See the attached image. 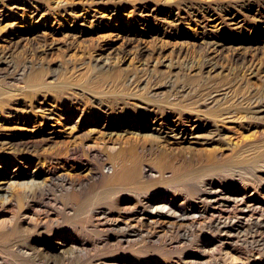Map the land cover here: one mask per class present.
Here are the masks:
<instances>
[{
	"label": "rangeland",
	"instance_id": "1",
	"mask_svg": "<svg viewBox=\"0 0 264 264\" xmlns=\"http://www.w3.org/2000/svg\"><path fill=\"white\" fill-rule=\"evenodd\" d=\"M128 145L147 190L111 204ZM159 151L264 152V0H0V230L44 233L0 264H264V157L181 189Z\"/></svg>",
	"mask_w": 264,
	"mask_h": 264
},
{
	"label": "bare ground",
	"instance_id": "2",
	"mask_svg": "<svg viewBox=\"0 0 264 264\" xmlns=\"http://www.w3.org/2000/svg\"><path fill=\"white\" fill-rule=\"evenodd\" d=\"M39 77L38 73L37 74H33L30 79L29 82L31 83V85H34V81L37 80ZM33 83V84H32ZM38 83V82H37ZM57 92V91H56ZM34 93V92H33ZM32 95V94H31ZM256 100V99H255ZM167 136V135H165ZM172 138V142H182V137L178 134H171ZM24 138V137H23ZM33 138V137H32ZM40 140V139H39ZM35 141V140H34ZM39 142V141H38ZM20 143V142H19ZM19 143L18 140H16V142L14 141L13 143H10L9 145H11V148L14 150L18 149L19 147ZM31 143V140L27 141V140H22L21 144L23 146H27ZM36 143V142H35ZM20 144V145H21ZM34 144V143H33ZM36 146V145H35ZM30 147V146H29ZM32 147V146H31ZM34 148V147H33ZM30 150V149H29ZM262 150V149H260ZM12 152V151H11ZM164 151H159L158 154L154 157L153 159V165H149L150 168L149 169H153V168H157L159 170H164L169 168L172 171V178L168 179V182H172L171 184H173V182H175L174 184H176V181H178V183H183L184 187L182 185L183 188L181 189H185V188H191L192 186L195 185L196 181L195 177H197L198 175L201 176V174L210 172V173H219L223 170L226 169H233L235 167H240L241 166H247L248 165V169L249 166H252L253 164L257 163L258 161L262 160V158L264 157V152H256L253 153L251 155H244V156H239V157H230V158H221L216 156L212 151H209L207 154L202 155L201 153H197L195 156L193 155L191 158L189 159H180L177 156H171L169 153H163ZM174 160H172V158ZM117 158L118 160H116L115 165H118V173L116 175L112 174L111 176L107 177L105 182V187L101 190L100 192V197H103L105 199H107L111 204L113 202H115L118 198H116L115 196H113L116 192H119L120 189L124 186L129 185V187H131L134 190H143V188H146L148 186V184H146L144 182V180H140V176H141V171H140V163L142 161V155L137 152V150L134 148V146L132 145H128V147H123L122 149H120L117 153ZM264 159V158H263ZM176 160V161H175ZM260 165V164H259ZM262 165V164H261ZM254 166V165H253ZM22 167V166H21ZM116 167V166H115ZM244 169V167L242 168ZM234 171V170H233ZM232 171V172H233ZM21 172V171H20ZM228 172V170H227ZM235 172V171H234ZM238 172V170H237ZM223 173V172H222ZM220 174V173H219ZM226 174V173H225ZM224 174V175H225ZM229 174V173H228ZM234 174V173H233ZM217 175V174H216ZM230 175V174H229ZM228 176V175H227ZM104 177V176H103ZM148 177V176H147ZM171 177V176H170ZM213 177V176H212ZM166 178V177H165ZM197 179V178H196ZM103 182V183H104ZM158 182H166L165 185L168 184L167 181H165V179H158V181H156V183ZM204 182V181H203ZM38 183V182H37ZM36 183V188L33 189L34 191L38 190L40 191V193L45 194V193H49V189H45L44 184L43 186H40V184L37 185ZM200 183V182H199ZM160 184V183H159ZM198 184V183H197ZM196 184V185H197ZM205 184V183H204ZM3 185V184H2ZM157 185V184H156ZM13 186V185H12ZM3 187V186H2ZM19 187H21L20 185L15 184L14 188L12 191L14 192V194L17 196L18 199V204L20 206L23 205V197H24V193L23 191H19ZM156 187V186H155ZM199 187V186H198ZM200 187H202L200 185ZM8 188V187H7ZM126 188V187H125ZM124 188V189H125ZM130 188V189H131ZM194 188V187H193ZM203 188V187H202ZM201 188V189H202ZM0 189H2L0 187ZM123 189V190H124ZM128 189V188H127ZM204 189V188H203ZM26 190V189H25ZM32 190V188H31ZM48 190V192H47ZM147 190V188L145 189ZM177 190V192H181V190L179 189H175ZM2 191V190H1ZM30 191V190H29ZM28 191V192H29ZM205 191V189L203 190ZM122 192V190H121ZM146 192V191H145ZM183 192V190H182ZM189 192V191H188ZM198 192V191H197ZM207 192V191H205ZM139 193V192H138ZM46 194V195H47ZM53 194V193H52ZM143 194V193H141ZM178 194V193H177ZM30 195V193L28 194ZM144 195V194H143ZM148 195V194H147ZM146 195V197H147ZM4 196V195H3ZM53 196V195H52ZM139 196V195H138ZM28 197V196H27ZM97 197V196H96ZM95 197V198H96ZM143 197V196H142ZM151 197V196H150ZM149 197V198H150ZM29 198V197H28ZM50 198V197H49ZM140 199V198H139ZM148 199V198H147ZM31 200L38 201L35 198V195L33 194L31 197ZM30 200V201H31ZM95 200V199H94ZM40 201V200H39ZM187 201V200H186ZM25 202V201H24ZM41 203L44 202V199L40 201ZM89 202V200H88ZM46 203V202H45ZM48 203V202H47ZM80 207V205H79ZM23 207H16V211L18 212L19 210H21ZM41 209V207H40ZM39 209V210H40ZM158 210V209H157ZM43 211V210H42ZM36 213V212H35ZM23 215V214H22ZM25 217V216H22ZM19 218H15L12 222V224L10 225V228L8 229H2L0 230V240L5 242H9V241H14V240H19L18 242H20V240H23V242L30 241V240H42L44 237V233L40 234L39 232H35L30 230V228H25L20 226L19 224ZM23 221H25L23 219ZM227 221V220H225ZM223 223V222H222ZM255 224V222H253ZM10 224V223H9ZM225 224V223H224ZM263 224V223H262ZM3 225V224H2ZM264 225V224H263ZM228 226V224H227ZM253 227V226H252ZM258 227V225H257ZM254 228V227H253ZM252 228V229H253ZM249 229V228H248ZM250 228V230H252ZM262 229V228H261ZM129 230V229H128ZM264 230V229H263ZM249 231V230H248ZM262 231V230H261ZM263 232V231H262ZM261 232V233H262ZM48 233V231H47ZM260 233V232H259ZM260 233V234H261ZM255 234V233H254ZM259 234V235H260ZM258 235V233H257ZM263 235V234H262ZM258 237V236H257ZM258 239V238H257ZM254 241V239L252 240ZM17 243V242H16ZM22 243V242H21ZM20 243V244H21ZM31 243V242H30ZM249 243V242H248ZM247 243V244H248ZM3 244V243H2ZM32 244V243H31ZM251 244V243H250ZM249 244V245H250ZM255 244V243H254ZM23 245V244H21ZM248 245V246H249ZM253 245V244H252ZM262 245V244H261ZM260 245V246H261ZM5 246V244H4ZM259 246V247H260ZM254 245L250 248H253ZM30 248V247H29ZM246 248V247H245ZM249 248V249H250ZM257 248V247H256ZM262 248V247H260ZM25 249V247H24ZM248 250V249H247ZM252 250V249H250ZM29 251V249H28ZM27 251V252H28ZM255 251V250H254ZM32 252V251H31ZM25 254V253H24ZM22 257V258H21ZM38 257V256H37ZM21 259H25L26 256H20ZM36 259V258H35ZM36 261V260H34ZM254 261V260H252ZM251 261V262H252ZM23 262V261H22ZM19 263V262H18ZM228 263V262H227ZM231 263V262H230ZM234 263V262H233ZM15 264V263H14ZM19 264H32V263H27V262H23V263H19ZM186 264V263H183ZM193 264V263H192ZM219 264V263H218ZM222 264V263H221Z\"/></svg>",
	"mask_w": 264,
	"mask_h": 264
}]
</instances>
